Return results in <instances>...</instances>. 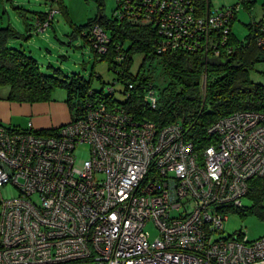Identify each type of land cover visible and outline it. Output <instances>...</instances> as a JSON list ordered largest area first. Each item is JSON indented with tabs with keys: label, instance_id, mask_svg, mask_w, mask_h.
<instances>
[{
	"label": "built area",
	"instance_id": "2783aa9c",
	"mask_svg": "<svg viewBox=\"0 0 264 264\" xmlns=\"http://www.w3.org/2000/svg\"><path fill=\"white\" fill-rule=\"evenodd\" d=\"M116 2V18L157 28V53L226 59L233 52L230 6L200 16L193 0ZM56 12L35 18L32 33L51 26ZM84 35L94 53L107 51L99 25ZM115 84L105 89L112 96ZM158 96L148 84L150 108ZM83 100L77 104L85 110L78 105L77 116L57 128L0 124V190L17 191L0 202V264H264V235L222 236L249 181L264 176V112L218 119L207 131L212 143L197 150L180 122L158 128L118 104ZM80 145L89 157L77 166Z\"/></svg>",
	"mask_w": 264,
	"mask_h": 264
},
{
	"label": "trees",
	"instance_id": "16d2710c",
	"mask_svg": "<svg viewBox=\"0 0 264 264\" xmlns=\"http://www.w3.org/2000/svg\"><path fill=\"white\" fill-rule=\"evenodd\" d=\"M193 2L198 15L203 16L208 12L209 0ZM56 3L58 11L65 15L63 0H56ZM238 3L243 4L246 9L249 8L247 0H239ZM232 8L234 14L229 24L227 44L232 46L233 52L226 58L229 63L224 67L205 66L202 57L206 55L198 51L157 53V28L152 23L116 18L113 15L117 9L116 0L110 20L99 14L89 21L85 32L93 25H99L109 39L107 51L103 55H97L93 49L91 52L95 59L105 62L108 70L115 75L113 83L121 85L117 93L120 96L122 94L123 100L117 99L115 94H108L104 87L107 84L99 89L93 88L92 78L101 79L96 73L92 72L89 79H85L77 74L60 76L58 70L52 75L40 72L33 57L22 50L9 47V42L19 40L21 35L7 25L0 28V88H8V101L30 104L47 102L56 89H64L67 92L65 104L71 119L77 116L78 105L85 110L83 99L86 98L94 103L118 104L136 121H149L158 128L180 122L195 148L203 149L212 143L207 131L218 119L237 111L264 112V87L253 83L247 77L251 64L264 60V49L257 46V40L264 39V23L260 21L244 25L246 34L242 40H238L231 29L237 5ZM32 14V25L35 18L44 20L46 16L43 12ZM20 15L28 35L31 36L32 29L27 23L24 11ZM83 38L88 43L84 33ZM135 53H142L143 61L138 74L132 76L129 68ZM146 60L156 61L162 69L166 83L161 90H157L149 74H145L143 66ZM150 83L159 95L154 108H150L145 100V91ZM129 84H132V89L128 88ZM89 91L91 95L88 96ZM81 99L83 104H77ZM248 188L244 198L247 204L234 212L241 217L253 216L263 223L264 176L251 179Z\"/></svg>",
	"mask_w": 264,
	"mask_h": 264
},
{
	"label": "rangeland",
	"instance_id": "374dc122",
	"mask_svg": "<svg viewBox=\"0 0 264 264\" xmlns=\"http://www.w3.org/2000/svg\"><path fill=\"white\" fill-rule=\"evenodd\" d=\"M239 0H209V8L211 12L216 10L232 7L237 5V19L233 22L232 30L238 39H242L246 34L244 25L248 24L256 14L264 12V0H247L248 10L243 4L238 3ZM65 15L58 11L56 0H0V28L7 25L12 27L21 38L19 40H11L9 47L24 51L33 57L40 69V72L46 75H52L58 70L60 76H71L77 74L85 79H89L90 75L96 73L101 79L92 78V86L99 89L102 85L107 86L113 84L115 75L108 70L107 64L99 59L94 58L91 52L90 44L83 38L86 31V25L89 21L94 20L99 14L104 19L112 18V11L115 8V0H63ZM50 9L56 10L51 26L46 28L44 32L33 33L27 36L25 24L20 12L26 10L30 12H48ZM28 16V15H27ZM262 21L260 18L258 22ZM75 29H80L76 31ZM143 61L142 53H135L132 56V62L129 73L135 76L140 71ZM248 70V78L253 83L260 84L264 87V60L256 61L251 64ZM143 70L145 74H149L153 85L157 90H161L165 83V77L162 69L156 61L146 60ZM115 90L121 89L120 84H115ZM8 89L0 88V100H7ZM56 94V96H55ZM119 100H123L120 94H115ZM61 99L64 103L67 98V92L64 89H56L50 100L47 102ZM54 99V100H53ZM47 116L54 118L56 116L55 109L47 108ZM58 112L61 111L57 109ZM46 112V113H47ZM11 114V111H7ZM45 113V114H46ZM24 119V118H23ZM23 121V120H22ZM26 122V119H25ZM1 125L8 126L0 122ZM47 130V129H42ZM74 155L76 157V165L80 166L82 161L88 159V147L80 145L76 148ZM17 197V191L10 185L0 190L1 199L7 200ZM242 205H246L247 201L241 199ZM145 230L149 233V241L157 236V231L153 224L146 226ZM239 232H244L249 240H256L264 235V222L259 221L253 216L241 217L238 213L230 212L226 215V221L223 222V237L232 236Z\"/></svg>",
	"mask_w": 264,
	"mask_h": 264
},
{
	"label": "crops",
	"instance_id": "0c3cea01",
	"mask_svg": "<svg viewBox=\"0 0 264 264\" xmlns=\"http://www.w3.org/2000/svg\"><path fill=\"white\" fill-rule=\"evenodd\" d=\"M249 3H250V1H249ZM248 9H246V10H248ZM209 10H210V8H209ZM23 11H24V14L26 16L27 23L30 25V27L32 29L31 17L33 15L32 13H35V12H30L28 14L27 12H25L26 10H23ZM39 13H41V12H39ZM236 16H237V12L234 16L235 20L237 19ZM255 16H256V18L254 17L252 20L249 21V23L250 22H254V23L258 22L259 18L264 23V12L261 15L256 14ZM232 25H233V23H232ZM25 27H26V25H25ZM25 31H26V28H25ZM232 33L234 34L233 30H232ZM26 34H27V36H29L27 31H26ZM234 36L236 37L235 34H234ZM242 39H238V40H242ZM55 96H56V94H55ZM46 107L47 108L51 107L53 110L55 109L56 116H52L54 118L47 116L48 112H47ZM57 109H60L61 111L58 112ZM8 110L11 111L12 115L7 113ZM25 119H26V122H25ZM70 119H71V115H70V112H69L66 104L59 98L57 100L51 101V102H38V103H32V104H30V103L6 102L4 100H2V101L0 100V122L5 123L8 126H12V127L20 128V129H27L28 125L30 124L32 129H35V130L53 129V128H57L61 125L68 123L70 121Z\"/></svg>",
	"mask_w": 264,
	"mask_h": 264
},
{
	"label": "water",
	"instance_id": "95a60500",
	"mask_svg": "<svg viewBox=\"0 0 264 264\" xmlns=\"http://www.w3.org/2000/svg\"><path fill=\"white\" fill-rule=\"evenodd\" d=\"M202 61L205 66H212V67H224L225 65L229 63L228 59L222 60V59H216V58H212L208 56L202 57Z\"/></svg>",
	"mask_w": 264,
	"mask_h": 264
}]
</instances>
